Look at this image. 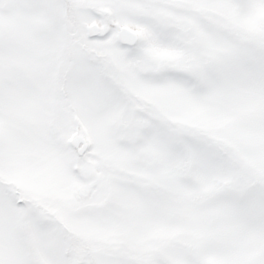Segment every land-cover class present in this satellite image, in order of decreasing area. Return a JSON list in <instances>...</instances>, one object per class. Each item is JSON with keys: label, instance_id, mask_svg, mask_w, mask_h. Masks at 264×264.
<instances>
[{"label": "snow or ice", "instance_id": "obj_1", "mask_svg": "<svg viewBox=\"0 0 264 264\" xmlns=\"http://www.w3.org/2000/svg\"><path fill=\"white\" fill-rule=\"evenodd\" d=\"M0 264H264V0H0Z\"/></svg>", "mask_w": 264, "mask_h": 264}]
</instances>
